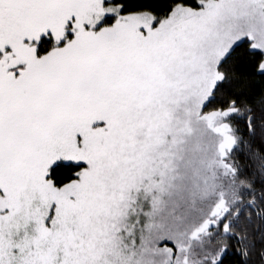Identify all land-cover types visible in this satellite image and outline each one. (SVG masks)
I'll return each mask as SVG.
<instances>
[{
	"label": "snow or ice",
	"instance_id": "obj_1",
	"mask_svg": "<svg viewBox=\"0 0 264 264\" xmlns=\"http://www.w3.org/2000/svg\"><path fill=\"white\" fill-rule=\"evenodd\" d=\"M0 264H264V0H0Z\"/></svg>",
	"mask_w": 264,
	"mask_h": 264
}]
</instances>
